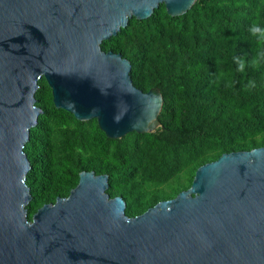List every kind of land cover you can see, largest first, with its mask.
<instances>
[{
    "label": "water",
    "instance_id": "water-1",
    "mask_svg": "<svg viewBox=\"0 0 264 264\" xmlns=\"http://www.w3.org/2000/svg\"><path fill=\"white\" fill-rule=\"evenodd\" d=\"M196 0H0V264H264V146L201 165L191 186L129 216L109 175L82 171L66 197L29 219L24 151L43 109L45 77L58 108L98 120L111 138L154 132L163 94L133 83L132 64L101 43L161 4Z\"/></svg>",
    "mask_w": 264,
    "mask_h": 264
},
{
    "label": "trees",
    "instance_id": "trees-1",
    "mask_svg": "<svg viewBox=\"0 0 264 264\" xmlns=\"http://www.w3.org/2000/svg\"><path fill=\"white\" fill-rule=\"evenodd\" d=\"M101 47L131 61L135 86L163 94L162 126L111 138L97 119L56 107L40 78L43 112L24 147L29 219L68 196L82 171L109 175L107 192L135 216L188 189L197 169L223 153L264 146V0H196L178 16L161 4Z\"/></svg>",
    "mask_w": 264,
    "mask_h": 264
},
{
    "label": "rangeland",
    "instance_id": "rangeland-1",
    "mask_svg": "<svg viewBox=\"0 0 264 264\" xmlns=\"http://www.w3.org/2000/svg\"><path fill=\"white\" fill-rule=\"evenodd\" d=\"M185 180H188L187 175L184 176ZM152 189V187H147V189L145 190L146 192L150 191Z\"/></svg>",
    "mask_w": 264,
    "mask_h": 264
}]
</instances>
